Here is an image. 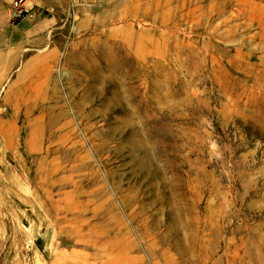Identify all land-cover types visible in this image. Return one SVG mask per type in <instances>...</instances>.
Returning <instances> with one entry per match:
<instances>
[{"label": "rangeland", "instance_id": "1", "mask_svg": "<svg viewBox=\"0 0 264 264\" xmlns=\"http://www.w3.org/2000/svg\"><path fill=\"white\" fill-rule=\"evenodd\" d=\"M13 1L0 264H264V0Z\"/></svg>", "mask_w": 264, "mask_h": 264}, {"label": "crops", "instance_id": "2", "mask_svg": "<svg viewBox=\"0 0 264 264\" xmlns=\"http://www.w3.org/2000/svg\"><path fill=\"white\" fill-rule=\"evenodd\" d=\"M10 49L11 47H9V45L6 44L5 38L3 36H0V82H3L10 73V65L8 64V59L6 58V55L10 53ZM3 55L5 56L2 58ZM39 71L41 72H40V77L38 79H40V81L43 80L47 83L48 80L47 67L40 65ZM15 81H20V80L16 79L14 80V82ZM14 82L9 83L8 86L11 88L15 84Z\"/></svg>", "mask_w": 264, "mask_h": 264}, {"label": "built area", "instance_id": "3", "mask_svg": "<svg viewBox=\"0 0 264 264\" xmlns=\"http://www.w3.org/2000/svg\"><path fill=\"white\" fill-rule=\"evenodd\" d=\"M32 5L30 0H14L10 7L9 18L13 21L21 18L22 14L26 11H31Z\"/></svg>", "mask_w": 264, "mask_h": 264}, {"label": "bare ground", "instance_id": "4", "mask_svg": "<svg viewBox=\"0 0 264 264\" xmlns=\"http://www.w3.org/2000/svg\"><path fill=\"white\" fill-rule=\"evenodd\" d=\"M55 1H57V0H55ZM59 1H61V0H59ZM188 1L194 2V3L199 1V2H202L204 4H211L212 3V0H188ZM107 34L113 35V34H115V31H109ZM73 44H76V37H74V39H73ZM107 51H108L110 56H114L115 54H117V49L113 46H108Z\"/></svg>", "mask_w": 264, "mask_h": 264}]
</instances>
